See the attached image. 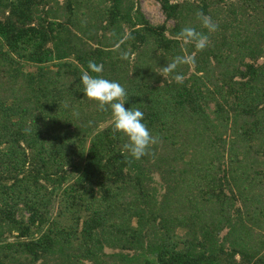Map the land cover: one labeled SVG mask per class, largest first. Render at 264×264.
I'll list each match as a JSON object with an SVG mask.
<instances>
[{"label":"trees","instance_id":"trees-1","mask_svg":"<svg viewBox=\"0 0 264 264\" xmlns=\"http://www.w3.org/2000/svg\"><path fill=\"white\" fill-rule=\"evenodd\" d=\"M155 1L0 0V264H264V0ZM89 61L144 113L140 159Z\"/></svg>","mask_w":264,"mask_h":264},{"label":"clouds","instance_id":"clouds-1","mask_svg":"<svg viewBox=\"0 0 264 264\" xmlns=\"http://www.w3.org/2000/svg\"><path fill=\"white\" fill-rule=\"evenodd\" d=\"M201 22L209 31H215L217 25L209 17L201 16ZM181 35L185 41H194L197 49L206 47L208 37L196 32L191 27H184ZM186 62L182 56L175 57L164 67L167 71L174 70L178 64ZM101 73L102 67L89 61L87 69H80V84L83 96L94 101L101 111H108L111 118V129L115 134H120L126 139L125 150L134 159H140L149 150V146L155 142L149 129L143 122L144 113L138 108L126 107L127 92L119 81L108 79L103 75H91ZM181 81L179 75L176 76Z\"/></svg>","mask_w":264,"mask_h":264},{"label":"rangeland","instance_id":"rangeland-1","mask_svg":"<svg viewBox=\"0 0 264 264\" xmlns=\"http://www.w3.org/2000/svg\"><path fill=\"white\" fill-rule=\"evenodd\" d=\"M137 1L141 6L144 15L151 23L158 24L164 21V16L160 10V6L155 0H137Z\"/></svg>","mask_w":264,"mask_h":264}]
</instances>
